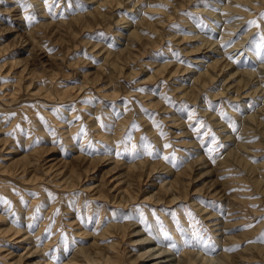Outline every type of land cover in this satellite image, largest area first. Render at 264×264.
<instances>
[{
	"label": "rangeland",
	"instance_id": "374dc122",
	"mask_svg": "<svg viewBox=\"0 0 264 264\" xmlns=\"http://www.w3.org/2000/svg\"><path fill=\"white\" fill-rule=\"evenodd\" d=\"M109 2L0 0V264H149L140 255L151 245L180 264H264V187L225 137L262 130L264 97H237L246 92L237 74L222 83L205 75L200 92L189 78L216 56L197 51L199 38L219 51L247 32L227 61L240 51L236 69H263L264 5L248 15L227 12L224 0ZM161 14H171L163 36L119 30L121 17L147 24ZM225 27L232 34L223 41ZM256 52L258 61H244ZM243 102L261 107L244 123ZM254 132L248 139L263 142ZM251 155L263 162L264 144ZM110 223L120 227L102 235ZM131 223L144 235L132 236ZM143 237L152 243L132 245Z\"/></svg>",
	"mask_w": 264,
	"mask_h": 264
},
{
	"label": "bare ground",
	"instance_id": "6f19581e",
	"mask_svg": "<svg viewBox=\"0 0 264 264\" xmlns=\"http://www.w3.org/2000/svg\"><path fill=\"white\" fill-rule=\"evenodd\" d=\"M126 1L127 0H111V3L110 4H112V3H114V2H117L118 4L117 5H119V8H121L123 5L125 6V4H126ZM186 1V0H185ZM193 0H187V3H189V2H192ZM219 2V1H218ZM182 3V2H181ZM224 3H225V7L227 8V12H237V13H246V14H248V15H251V14H254V12H256L258 9H260L263 5H264V0H227V2H225V0H224ZM137 4V2L136 1H134V4L133 5H131L130 7H135V5ZM183 5H184V2H183ZM126 7V6H125ZM176 7V6H175ZM118 8V7H117ZM150 10H153V11H155L153 8H150ZM158 10V9H157ZM109 11V10H108ZM136 11V13H141V10H139V9H137V10H135ZM163 11V10H162ZM161 11V12H162ZM111 12V11H110ZM160 12V11H159ZM163 13V12H162ZM91 15V12H89V13H87V14H81V16H78V17H76L77 19H79V18H81L82 19V17L84 16V17H88V16H90ZM247 15V16H248ZM104 16H105V14H104ZM113 16V15H112ZM171 14L170 15H166V16H164L163 15V17H162V14L159 16V18L157 19V21H155L154 23L153 22H150L149 20H148V22H147V24H145L144 22H143V19L141 18L140 20H139V22H137V23H134L131 19H128V17L126 16V17H121V18H119V20H117V22L118 23H120L119 24V30L121 31V32H123V34L125 33V31H131L132 33H136V34H140V36L141 37H146V35L145 34H143L141 31H145L146 29H139L138 27L140 26V27H142L143 28V26L144 27H146L147 29H152V30H155L156 32H158L157 34L159 35V37L163 34V30H162V27L163 26H165V24L167 23V21H169V20H171ZM114 17V16H113ZM120 17V16H119ZM251 17V16H250ZM109 18V17H108ZM111 19V18H110ZM188 20V19H187ZM243 21V20H242ZM242 21H239L236 25H234L233 26V28L235 27V29L236 28H239L240 27V25H241V23H242ZM88 24H92V22L91 21H86ZM189 22V21H188ZM191 22V21H190ZM189 22V23H190ZM98 23V22H97ZM83 25V24H82ZM124 25V26H123ZM121 26H123V27H121ZM191 26V25H190ZM231 26V25H230ZM159 27H161V28H159ZM229 27V26H228ZM228 27H225L226 29H224L223 30V33L225 32V34L223 35L224 36V38H223V41H226V39L230 36V34H232V30L231 29H229ZM133 28V29H132ZM228 28V29H227ZM252 30V29H251ZM199 34V33H198ZM198 34L196 35H191L190 37L191 38H199V37H203L202 35H200L199 37H197L198 36ZM248 34H250L249 32H247V34L245 35V36H241V40H240V42L239 43H228V44H226V42L225 43H223L224 44V48L225 47H227V49L226 50H220L219 49V51H221V52H219L218 51V47H216V45L214 46V42L212 43V42H210L209 41V39L208 40H206L207 38H199V39H201V41H200V45L199 46H197V51H200V50H202L203 49V47L204 48H209V49H211V48H213V50H215V52L214 53H216L215 55L216 56H214V57H212L213 59H214V62L213 63H209L208 65H207V68L205 69V71L203 72V73H201V72H199V69L197 70L195 67H192V68H189V71H193V70H197V71H195V72H192L193 74L191 75V76H189V78L191 77V80H192V83L194 84V85H196V86H199L200 88H199V90H198V92H200V91H202V90H204L205 89V87H206V81L204 82L205 84L204 85H198L199 84V82L201 81V79H202V77L203 76H205V75H210L211 76V78H212V80L214 81L218 76H223V78H222V80L220 81V83H222L223 82V80L228 76V75H230L231 77L232 76H234L235 74H237V77H238V84H237V89L239 90H241V88L242 89H245L246 90V92H245V95H242V92H238V96L237 97H242V96H250V97H252V98H254V100H258V95L259 94H262V97H264V66H263V69L262 68H259V70L258 69H253V67L252 68H249V66H245L244 65V67H245V69L243 70V71H241V70H238V69H236V67H237V64H235V61L236 60H241L242 59V57H241V55H242V52L240 53V51L239 52H237L239 55L235 58V60H232V61H230L229 59V61H227V58H226V54H230L229 52L230 51H236L239 47H241V45L243 44V43H245V41H246V39H247V35ZM119 35H121V34H119ZM163 36V35H162ZM250 36V35H249ZM248 36V37H249ZM156 37V36H155ZM172 37V39H176L177 37L175 36V35H172L171 36ZM189 36L188 37H181L182 38V40H184V39H189L190 38ZM158 38V37H157ZM180 38V37H179ZM250 38V37H249ZM147 40L149 41V42H146V44H148V45H150V44H156L157 43V40H156V38L155 39H153V37L150 39L149 37L147 38ZM177 40V39H176ZM228 40V39H227ZM247 42V41H246ZM246 44V43H245ZM129 45V44H128ZM129 47V46H128ZM127 47V49H126V51H129V53L127 54V56L129 55V56H132L133 54H132V52H131V49L130 48H128ZM131 47V46H130ZM242 47H244V46H242ZM245 49V48H244ZM193 51V50H192ZM107 52L108 53H110L111 54V52H113V51H111V50H107ZM122 52H119V54H121ZM260 53V52H259ZM259 53L257 54V52H256V55H254V56H252V57H245L244 58V61H247V59L248 58H250L251 60H254V61H258L256 58H257V55H259ZM116 54V53H115ZM123 55V54H122ZM121 55V56H122ZM136 55H138V53L136 54ZM111 57V55L110 56H106V59H108V58H110ZM114 57H115V55H114ZM113 57V58H114ZM133 57H136L135 55H133ZM230 57V56H229ZM116 58H118V59H120L121 60V58H119V57H117V55H116ZM128 58V57H127ZM128 59H130V58H128ZM134 58H132V60H133ZM136 59V58H135ZM127 61V60H126ZM125 61V62H126ZM129 61V60H128ZM133 62V61H132ZM132 62H131V64H132ZM205 62H207V60L205 61ZM263 63H264V60L262 61ZM253 63H255V62H253ZM260 63H261V61H260ZM119 64V63H118ZM131 64H129V63H127V65L125 66V67H128V65H131ZM109 65V64H108ZM123 65V64H122ZM181 65V64H180ZM197 65H199V63L197 64ZM255 65V64H254ZM259 65V64H258ZM260 65H263L262 63L260 64ZM119 67V66H118ZM200 67V66H199ZM251 67V66H250ZM120 68V67H119ZM130 68H131V66H130ZM134 68V67H133ZM133 68H132V70H131V74H135V71H133ZM228 68H230V69H228ZM115 69V68H114ZM186 69V68H185ZM188 69V68H187ZM116 70H118V69H116ZM176 72L177 73H180L181 71H183V70H181V69H179V67H177L176 69ZM230 70V71H229ZM120 71V70H119ZM124 72V68H122L121 69V71H120V73H123ZM175 71H174V74L176 73ZM226 73V74H225ZM172 75V74H171ZM228 79H230V77L229 78H227L226 80H225V82L226 81H228ZM235 83V81H232L231 80V85H233ZM223 86L224 87H226L227 86V84H223ZM244 86H246V87H248V89H250V91L248 90V89H246V87H244ZM191 90L192 89H189V90H186L185 91V95L186 96H189V94H190V92H191ZM230 90H232V89H230ZM239 90V91H240ZM242 91V90H241ZM244 93V92H243ZM184 95V94H183ZM209 95H210V97H215V96H217V95H220V93L219 94H215V93H209ZM196 98H197V96H195L194 97V99L193 100H195L196 101ZM199 103V102H198ZM243 104V109L245 110L244 112H243V114H238V116H236L237 118V120H242V123H244L245 121H246V119L249 117V115H253V114H255V113H257L260 109H261V107H259L258 109H256V110H250V108L247 106V105H245L246 103L245 102H243L242 103ZM202 111H205L204 109H202ZM211 114V113H210ZM216 115V114H215ZM212 116H214V114L212 115ZM216 120V119H215ZM213 121H214V119H213ZM219 123V122H218ZM224 125V124H223ZM218 126V125H217ZM259 125H256V124H254V123H251L250 125H249V128H257ZM221 127V126H220ZM223 128V127H222ZM219 129V128H218ZM223 130V129H222ZM229 130V129H228ZM224 131H225V128H224ZM252 131H255L256 132V134L257 133H259V134H261V137L262 138H264V120H262V130L260 131V129H245L244 131L242 130V128L240 127V131L239 132H237L238 134H237V136L235 135V138H233L234 139V141H233V139H231V137H229V136H227V135H225V137H228V138H230V140H231V142H232V144H235V143H238L239 145H238V147L235 149L236 150V154H237V156H238V160H240V162L239 163H243V165H244V167H245V169L248 167V168H250V169H252L251 170V172H253L255 169H259L260 170V173H259V178H256L255 177V175L254 174H252L251 172H249L248 174H249V176H250V179L252 180V183L256 186V187H258L259 189H260V187L262 186V187H264L263 185H262V182L264 183V181H263V177H264V161L263 162H258V164L257 165H254V163H250V161L252 160L251 159V157H252V155H251V151L255 148V146H259L260 144L262 145V144H264V140H263V142H260V141H262V140H257V141H255V143H253V141L251 142L249 139H248V134H250V133H252ZM254 132V133H255ZM236 133V132H235ZM226 134H228V131L226 130ZM255 134V135H256ZM228 135H230V136H233L234 134H228ZM254 136V135H253ZM251 139H253V138H251ZM255 140V139H254ZM235 150H233L232 152H230L229 154H231V153H234V151ZM258 150V149H257ZM260 151V150H259ZM258 151V152H259ZM243 152H245V153H247V154H243ZM253 153V152H252ZM258 155H259V153H257ZM255 155H256V153H255ZM236 162V161H235ZM252 162V161H251ZM238 163V162H237ZM249 164H251L253 167H251V166H249ZM256 164V163H255ZM202 165H208V164H206V162L205 163H202ZM255 167H257V168H255ZM247 168V169H248ZM249 169V170H250ZM248 170V171H249ZM242 178V177H241ZM244 179V178H243ZM246 179V178H245ZM244 179V180H245ZM247 180V179H246ZM262 189H263V192H264V188H261V191H262ZM175 198H177V197H175ZM176 200V199H175ZM158 202V201H157ZM117 227H120V225L119 224H113V223H110L108 226H107V228L105 229V231L103 230V233H102V235H104V236H106V235H108V234H111L114 230H118V228ZM122 227V226H121ZM127 227L129 228V229H131V227H132V229H131V234H133L132 236H141L143 233H141V231L138 229V225H136L135 223H131V224H127ZM124 228H125V226H124ZM120 230V229H119ZM130 233V232H129ZM99 234H101V233H99ZM144 235V234H143ZM103 236V237H104ZM99 239H100V236L99 237H97V238H95V241H93L94 243L92 244L93 246H96L97 244H98V241H99ZM134 242V243H133ZM133 242H132V245L134 246V245H137V244H139V245H141L142 244V247H144L143 245H145V244H151L152 242L148 239V237H143V238H140V239H138V240H133ZM151 242V243H150ZM111 246H113V245H111ZM152 246V245H151ZM149 247V248H147L146 250H144V252H142L141 254L142 255H140L141 256V261H148L149 262V264H180L179 263V261L177 262V260L179 259V258H177V257H174V255L170 252V251H166L165 249H162V248H158V249H154V248H152V247ZM108 247V246H107ZM161 247V246H160ZM84 249V248H83ZM263 249V248H262ZM133 254H135V253H133ZM263 254H264V251H263ZM137 255V254H136ZM34 255H31V257H33ZM139 256V255H138ZM138 256H136V258H135V260H137V259H139V257ZM72 258V257H71ZM70 258V260H73L74 259V257L71 259ZM70 260H69V262H67L66 264H72L74 261H72V262H70ZM36 262V263H35ZM181 262V261H180ZM43 263H45V264H54V262L53 261H46V262H43ZM32 264H41V262H39V261H32Z\"/></svg>",
	"mask_w": 264,
	"mask_h": 264
}]
</instances>
